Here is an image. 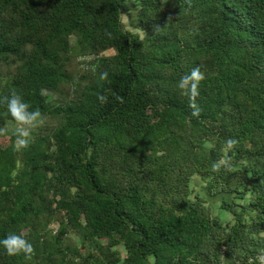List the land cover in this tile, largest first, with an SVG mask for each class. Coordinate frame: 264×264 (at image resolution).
Masks as SVG:
<instances>
[{"label":"trees","instance_id":"16d2710c","mask_svg":"<svg viewBox=\"0 0 264 264\" xmlns=\"http://www.w3.org/2000/svg\"><path fill=\"white\" fill-rule=\"evenodd\" d=\"M129 1L0 0V237L34 245L0 264L264 253V0ZM196 66L199 116L177 87ZM13 92L50 118L19 149Z\"/></svg>","mask_w":264,"mask_h":264},{"label":"clouds","instance_id":"9594fccd","mask_svg":"<svg viewBox=\"0 0 264 264\" xmlns=\"http://www.w3.org/2000/svg\"><path fill=\"white\" fill-rule=\"evenodd\" d=\"M106 75V74H102ZM204 79L200 66L193 67L189 72L185 73L177 81V87L181 93L189 98L190 106L192 108V115L199 116L202 109L197 103V97L200 94V83ZM44 90L41 89V94ZM101 100H106V97L101 96ZM7 110L11 116L19 123L27 125V127L18 128L19 135L17 137L16 147L19 149L21 146L26 147L29 143L27 137L31 127L41 122V113L39 109L31 110L30 105L26 102L21 95L13 92L11 96L5 97ZM4 131V129H0ZM237 143L235 138H228L227 145L231 146ZM221 162L213 164V168L219 169ZM0 247H2L9 255H17L23 253L26 258H31L34 254L33 243L18 232H9L3 237H0ZM264 261V257H261Z\"/></svg>","mask_w":264,"mask_h":264},{"label":"rangeland","instance_id":"374dc122","mask_svg":"<svg viewBox=\"0 0 264 264\" xmlns=\"http://www.w3.org/2000/svg\"><path fill=\"white\" fill-rule=\"evenodd\" d=\"M129 2H130V4L132 5V4L135 3V0H130ZM166 2L169 3V4H172V3H173V0H166ZM71 42H72V43H75V37H73V36L71 37ZM106 53H107V54H112V53H114V50H113V49H110V50H108ZM91 58H92V57H90V56H86V57H82V58L79 57V60H81L82 62H83V60H85V62H86V61L91 60ZM83 67H88V66H87L86 64H85V65H84V64H83V65H80V68H81V69H82ZM70 68H71L72 70H74V72H77V70L79 69L78 66L76 65V63L73 64ZM51 98H52L53 100H62L63 96L60 95V94H58V93H52V94H51ZM49 120H50L49 117H47V118L45 119L44 117L41 116V122H40L39 124H36L34 127H31V129H30V131H29V136L31 137V136H32V133H33V132H36V131L38 130V128H39L38 126H40V125L46 123V122L49 121ZM21 127H27V125H23V124H21V123H19V122L9 121L8 124H7V126H6V128H5V132H6L7 134L17 133V132H18V131H17L18 128H21ZM5 141H6V140H5ZM6 143H7V141H6ZM196 181H197V182H200L199 178H197ZM201 186H203V184H201V183H200L199 185L195 186V189H196L195 191H200V192H202V193H205V191H202ZM209 201H210L211 205L215 208V211H216V212H220V209H219L220 196H212V197L210 196V197H209ZM222 215H223V218H225V219H230V218L232 217V215H230V214L227 213L226 211H224V212L222 213ZM52 226H53L54 228H57L58 224L55 223V224H53ZM73 237L76 238L75 235H73ZM76 240H78V239L76 238ZM122 253H123V255L125 254L124 249L122 250Z\"/></svg>","mask_w":264,"mask_h":264},{"label":"built area","instance_id":"2783aa9c","mask_svg":"<svg viewBox=\"0 0 264 264\" xmlns=\"http://www.w3.org/2000/svg\"><path fill=\"white\" fill-rule=\"evenodd\" d=\"M261 257H264V253L258 255V264H264V261L261 260Z\"/></svg>","mask_w":264,"mask_h":264}]
</instances>
